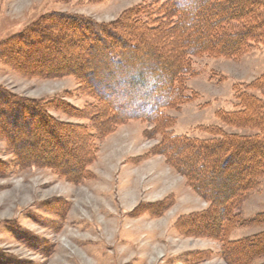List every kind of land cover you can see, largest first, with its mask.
I'll list each match as a JSON object with an SVG mask.
<instances>
[{
	"label": "rangeland",
	"instance_id": "rangeland-1",
	"mask_svg": "<svg viewBox=\"0 0 264 264\" xmlns=\"http://www.w3.org/2000/svg\"><path fill=\"white\" fill-rule=\"evenodd\" d=\"M169 1L0 0V46H6L3 52L0 48V89L46 102L53 119L67 130L75 127L67 135L71 139L75 133V139L67 143L77 145V151L71 146L67 155L79 156L83 169L71 178L65 175L67 167L30 163L23 152H12L8 133L0 128V264L237 263L228 262L222 242L210 235L204 216L198 218L208 200L192 190L167 157L169 143L205 142L213 138L211 128L244 136L258 133L250 123L251 128L232 126L234 116L226 124L220 114L239 109L238 94L264 100L263 40L247 41L233 56L188 55L190 70L181 83L186 97L163 108L156 120L106 121L87 87L90 78L40 75L26 59L8 55L7 46L35 51L34 46L46 43L47 36L36 37V26L53 13L81 16L133 35L136 10H141V20L146 9L159 18ZM230 25L238 27L236 22ZM16 120L19 128L27 127L24 120ZM103 121L109 122L105 131L95 133L92 126ZM88 130L92 146L82 135ZM193 149L183 152L191 156ZM228 209L225 240L249 241L264 233V222L256 221L264 214V170ZM259 255L241 264H264V253Z\"/></svg>",
	"mask_w": 264,
	"mask_h": 264
},
{
	"label": "trees",
	"instance_id": "trees-1",
	"mask_svg": "<svg viewBox=\"0 0 264 264\" xmlns=\"http://www.w3.org/2000/svg\"><path fill=\"white\" fill-rule=\"evenodd\" d=\"M166 7L155 19L151 9L144 11L143 20L137 18L141 10H136L133 35L81 16L53 13L36 26V37L47 36L46 43L34 46L35 51L7 46L8 55L12 53L20 61L26 59L40 75L90 78L92 84L87 87L97 97L99 109L104 111L97 112L103 113L106 121L156 120L163 108L186 97L181 83L190 70L185 61L188 55L205 52L227 57L238 54L247 41L259 38L264 43V0H170ZM234 22L238 24L235 29L230 25ZM14 40L19 39L7 43ZM5 47L0 46L2 52ZM260 81L264 82V75ZM237 99L239 109L229 115L220 114L221 120L230 124L228 116H234L232 126L246 127L250 123L257 134H226L211 128L213 138L205 142L183 139L182 144L169 143L167 160L183 174L192 190L208 200L207 210L197 214L198 218L204 216L210 235L222 242L221 250L228 262L233 259L241 264L246 258L264 253V233L249 241L225 240L224 221L229 219L228 208L235 199L249 189L257 172L264 170V100L245 94H238ZM45 103L0 89V128L8 133L7 144L16 156L23 152L30 163L67 167V177L80 176V157L67 155L77 151V145L67 143L75 139V133L67 139L75 127L67 130L65 124L53 119ZM16 117L27 127L19 128ZM106 121L92 126L94 132H104L109 123ZM87 122L91 128L92 121ZM82 135L92 146L89 130ZM189 146L194 148L191 156L183 152ZM256 221L264 222V214ZM247 243L253 247L247 248Z\"/></svg>",
	"mask_w": 264,
	"mask_h": 264
},
{
	"label": "bare ground",
	"instance_id": "bare-ground-1",
	"mask_svg": "<svg viewBox=\"0 0 264 264\" xmlns=\"http://www.w3.org/2000/svg\"><path fill=\"white\" fill-rule=\"evenodd\" d=\"M15 264H17V263H15Z\"/></svg>",
	"mask_w": 264,
	"mask_h": 264
}]
</instances>
